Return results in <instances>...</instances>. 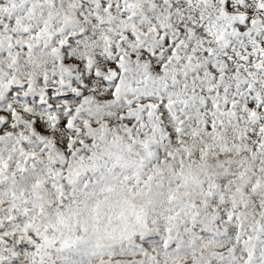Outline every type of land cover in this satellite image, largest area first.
Wrapping results in <instances>:
<instances>
[{
  "label": "snow or ice",
  "instance_id": "snow-or-ice-1",
  "mask_svg": "<svg viewBox=\"0 0 264 264\" xmlns=\"http://www.w3.org/2000/svg\"><path fill=\"white\" fill-rule=\"evenodd\" d=\"M0 264H264V0H0Z\"/></svg>",
  "mask_w": 264,
  "mask_h": 264
}]
</instances>
